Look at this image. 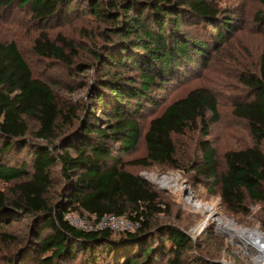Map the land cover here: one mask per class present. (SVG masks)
I'll list each match as a JSON object with an SVG mask.
<instances>
[{"label": "trees", "instance_id": "obj_1", "mask_svg": "<svg viewBox=\"0 0 264 264\" xmlns=\"http://www.w3.org/2000/svg\"><path fill=\"white\" fill-rule=\"evenodd\" d=\"M17 11L44 29L88 17L100 25L95 38L102 42L88 46L47 31L33 39V55L65 74L66 91L86 92L62 103L57 83L34 77L16 42L0 40V182L10 184L0 190V229L30 222L25 241L8 238L17 244L8 264H188V238L176 227L152 226L165 208L145 179L127 171L180 169L175 140L186 134L195 137L196 173L219 187L226 209L244 213L247 199L264 206V51L253 72L238 74L241 88L231 100V115L252 144L225 152L222 174L209 140L220 122L219 103L206 87L150 121L145 157L122 159L139 142V116L155 105L154 88L189 74L232 31L217 6L208 0H0V16ZM27 120L37 125L33 139ZM70 213L95 223L127 218L139 228L83 231L69 223Z\"/></svg>", "mask_w": 264, "mask_h": 264}, {"label": "rangeland", "instance_id": "obj_2", "mask_svg": "<svg viewBox=\"0 0 264 264\" xmlns=\"http://www.w3.org/2000/svg\"><path fill=\"white\" fill-rule=\"evenodd\" d=\"M208 1L221 10V16L230 19L232 31L226 34L223 43L218 44V50L212 51L210 48L207 58L196 62L189 74L174 81L167 80L163 86L154 88L155 105L140 114L139 142L133 151L122 156L124 161L145 157L144 134L150 121L159 116L167 105L198 87L208 88L219 103L220 122L212 127L209 137L215 149L218 174L225 170V152L252 144L246 128L231 115V100L239 94L241 88L237 81L238 74L245 69L253 72L259 55L264 51V6L257 0ZM99 26L92 19L81 17L56 29H44L33 23L29 15L17 11L13 15L0 16V40L16 42L34 77L48 83L56 82L60 101L67 103L84 97L86 92H67L64 87L68 82L65 74L53 68L54 63L51 61L34 56L32 41L40 32L47 31L52 36L60 34L75 42L94 46L102 42L99 37L95 38ZM184 30L186 34L189 30L196 33L194 29ZM92 74L89 72L88 76ZM27 124L28 137L33 139L37 125L32 120H27ZM175 142L180 169L172 170L156 165L127 167L129 173L142 177L154 188L158 200L165 208L163 215L153 219L152 226L176 227L188 238L189 254L185 255L188 264H264V255L260 257L247 240L249 234H258L264 238V206L247 199L244 213H232L226 209L220 199L219 187L205 182L196 173L200 160L195 137L186 134ZM9 185L0 182V190L7 192ZM210 218L212 221H209ZM67 220L72 226L82 222L87 228L95 223L73 213L67 215ZM29 223L28 219H24L2 225L0 264H8L17 248V244L8 242V238H13L17 243L22 238L25 241L26 224ZM1 234L8 237L3 238Z\"/></svg>", "mask_w": 264, "mask_h": 264}, {"label": "built area", "instance_id": "obj_3", "mask_svg": "<svg viewBox=\"0 0 264 264\" xmlns=\"http://www.w3.org/2000/svg\"><path fill=\"white\" fill-rule=\"evenodd\" d=\"M76 229L80 228L84 231H99V230H108L112 233L117 232H130L133 229H137L139 227L138 222L134 223L129 220H123L122 218L115 217V216H106L99 220L98 222L94 223L90 227H86V224L79 222L75 226Z\"/></svg>", "mask_w": 264, "mask_h": 264}, {"label": "bare ground", "instance_id": "obj_4", "mask_svg": "<svg viewBox=\"0 0 264 264\" xmlns=\"http://www.w3.org/2000/svg\"><path fill=\"white\" fill-rule=\"evenodd\" d=\"M204 212V210H203ZM209 211H206V213ZM205 213V212H204ZM209 221H212L211 218L209 219ZM247 240L249 241V243L251 244V246L253 245L255 247V250L257 252V254L261 256H263L264 254V238L261 237L258 234H249L247 236Z\"/></svg>", "mask_w": 264, "mask_h": 264}]
</instances>
